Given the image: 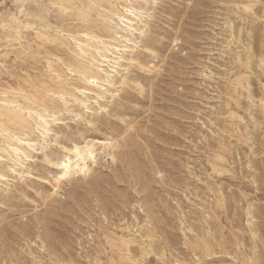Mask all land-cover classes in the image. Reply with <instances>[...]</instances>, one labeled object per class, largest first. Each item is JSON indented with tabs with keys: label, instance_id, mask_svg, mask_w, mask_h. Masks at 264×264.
Wrapping results in <instances>:
<instances>
[{
	"label": "rangeland",
	"instance_id": "1",
	"mask_svg": "<svg viewBox=\"0 0 264 264\" xmlns=\"http://www.w3.org/2000/svg\"><path fill=\"white\" fill-rule=\"evenodd\" d=\"M50 1L22 13L0 0V89L61 120L47 142L32 126L42 147L24 178L0 164V264H264V0L141 3L150 20L135 62L93 125L48 102L60 86L46 60L75 61L58 28L109 32L95 12L85 21ZM39 17L48 41L34 38ZM17 28L23 38H3ZM86 135L113 148L56 188L52 158Z\"/></svg>",
	"mask_w": 264,
	"mask_h": 264
},
{
	"label": "bare ground",
	"instance_id": "2",
	"mask_svg": "<svg viewBox=\"0 0 264 264\" xmlns=\"http://www.w3.org/2000/svg\"><path fill=\"white\" fill-rule=\"evenodd\" d=\"M30 2L36 3L38 0H16L22 13L26 11L25 6ZM145 2L148 1H50L58 11L64 14L72 12L85 21L91 19V12H95L109 34L98 33L90 27L81 30L56 29L55 37L65 45L75 61L66 63L57 55L54 56V60H46V68L50 76L60 86L59 90H47L48 102L61 104L66 112L73 113L79 121H86L90 125L94 123L91 124L88 117H95L102 111L107 113L110 102L118 97L117 90L112 89L115 84L114 80L117 76H121L122 82H125L128 63L135 62V50L146 32L149 15L141 6V3ZM38 23L39 27L33 30L34 38L48 41L50 38L49 24L41 17ZM6 24L7 22L3 23V26ZM19 29L17 28L13 33L4 34L3 38L6 40L23 38ZM35 39L28 42L32 43ZM54 62L60 63L62 70L57 69L53 65ZM122 72L126 74L121 75ZM67 87L74 92L69 93ZM25 100L26 97L15 89H0V139H2L0 141V164L10 162L12 166L18 165L19 168H13V172L20 178L27 173L29 163H25V159L32 157L29 151H36L42 147V143L31 135L34 130L32 126L35 125L42 140L47 142V139L57 134L52 128V121H55L57 125L61 123L56 116L59 112L54 111L53 106L42 105L37 101H31L29 104L25 103ZM112 148L111 139L92 135L73 139L68 144H61L59 148L61 154L51 160L57 168L54 176L55 187H59L61 183L73 177L87 176L97 164L98 157L102 153L108 155ZM63 165L68 166L67 171L70 176L67 179H59L66 171ZM84 169H87L86 173L82 171ZM0 184L2 192L10 189L9 177L1 171Z\"/></svg>",
	"mask_w": 264,
	"mask_h": 264
},
{
	"label": "snow or ice",
	"instance_id": "3",
	"mask_svg": "<svg viewBox=\"0 0 264 264\" xmlns=\"http://www.w3.org/2000/svg\"><path fill=\"white\" fill-rule=\"evenodd\" d=\"M64 169H66V171L64 172V175L62 176V177H60L59 179H67V178H69V176H70V173L67 171V165H63L62 166ZM83 172H85L86 173V171H87V169H84V170H82Z\"/></svg>",
	"mask_w": 264,
	"mask_h": 264
}]
</instances>
